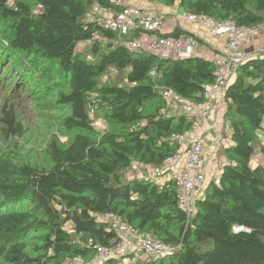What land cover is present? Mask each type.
I'll list each match as a JSON object with an SVG mask.
<instances>
[{"label": "trees", "instance_id": "obj_1", "mask_svg": "<svg viewBox=\"0 0 264 264\" xmlns=\"http://www.w3.org/2000/svg\"><path fill=\"white\" fill-rule=\"evenodd\" d=\"M147 1L177 3L184 12L237 26L264 21V0ZM94 6L118 9L109 0H0V19L8 24L2 54L8 63L32 55L59 71L67 89L55 103L66 108L64 127L75 132L66 145L47 144V165L0 153V264H53L73 256L88 261L96 244L113 242V230L99 219L107 213L173 247L160 259L135 264H264V166L250 164L256 134L264 129V50L246 56L226 87L225 160L187 216L173 180L125 179L124 172L133 162L160 168L175 153L172 134L190 129L194 119L160 116L167 105L162 91L203 101L215 64L130 52L122 42L141 32L120 37L99 19H88ZM172 35L191 34L176 28ZM82 42L87 44L78 51ZM111 68L124 73V85L112 84ZM100 101L107 105L106 119L121 130L93 128L89 111ZM2 114L4 134L22 135L14 109L3 107ZM33 231L42 232V245L31 255L25 236Z\"/></svg>", "mask_w": 264, "mask_h": 264}, {"label": "built area", "instance_id": "obj_2", "mask_svg": "<svg viewBox=\"0 0 264 264\" xmlns=\"http://www.w3.org/2000/svg\"><path fill=\"white\" fill-rule=\"evenodd\" d=\"M109 2L118 9L106 21H102L105 28L116 32L120 37L132 32H141L133 39L122 42L130 52L162 53L164 57L170 58L191 56L203 58V53L198 49V41L193 35H172L176 23L175 17L151 14L129 0H109ZM95 9L97 6H94L91 13ZM182 18L208 28L212 35L226 36L223 50L212 59L215 64L214 78L212 82L203 85V101L193 102L184 99L169 88L162 91L167 105L160 109V116L183 114L192 117L194 122L190 129L172 134V139L176 143L175 153L169 155L160 168L152 166L151 171L154 175L161 176V181L158 182L164 183L170 179L174 181L178 205L187 216H190L194 212L195 200L208 181L207 166L212 160L203 151V123L210 113L224 102L226 87L236 67L248 56L244 48L264 21L253 27H243L237 26L230 20L216 21L204 14L185 12ZM260 45L264 46V38ZM262 50L264 48L259 46L258 51ZM114 73L116 70L111 68L109 74ZM93 113L92 107L89 114ZM220 169L216 170L217 175ZM102 219L114 232L111 245L96 244L94 254L88 261L80 256H73L53 264H102L108 260H116L122 264L125 259L127 263L135 264L141 260L160 259L173 251L172 246L138 232L113 213L103 215ZM240 229L234 227V231Z\"/></svg>", "mask_w": 264, "mask_h": 264}, {"label": "rangeland", "instance_id": "obj_3", "mask_svg": "<svg viewBox=\"0 0 264 264\" xmlns=\"http://www.w3.org/2000/svg\"><path fill=\"white\" fill-rule=\"evenodd\" d=\"M111 13L110 10L97 6V9L88 16V19L95 18L106 21ZM7 27V22L0 19V119L3 115L2 108L11 106L14 109L16 120L22 124L23 134L6 136L3 132L5 126L3 122H0V153H9L19 162L47 165V144L53 141L62 146L66 145L75 134L74 131H68L62 123L66 108L55 103L58 94L65 91L67 86L57 69L52 71L48 65L45 66L44 62L32 55L21 54L15 62L8 63L5 54H2L3 46H5L3 33ZM86 44L87 42L79 43L77 50L84 49ZM260 47L264 48L262 45ZM110 81L112 84L124 85L125 75L123 72L114 74ZM96 96L93 94V99ZM107 111V105L103 102L100 101L95 104L94 113L89 114L93 121V128L99 132L104 129L121 130L118 125L106 119ZM223 115L220 116L221 119L219 120L220 125H222L221 131L218 133L219 145L215 146L218 149L216 161H214L217 170L224 163L225 155L222 148L229 142L230 135V129L227 122L224 121ZM262 126L264 127V121ZM212 134L214 131L211 129L205 131L204 140H208L207 136ZM210 149L212 148H209L208 151ZM254 149L255 152L250 164L252 166L257 164L264 166V129L257 132ZM215 174L211 176L210 180L218 178L217 173ZM124 178H145L156 182L161 181V176L154 175L149 169L140 168L139 170L135 166L129 167L124 172ZM207 183H205L203 190ZM100 218L102 219V217ZM41 235L42 232L33 231L25 236L26 251L31 255L40 251Z\"/></svg>", "mask_w": 264, "mask_h": 264}, {"label": "crops", "instance_id": "obj_4", "mask_svg": "<svg viewBox=\"0 0 264 264\" xmlns=\"http://www.w3.org/2000/svg\"><path fill=\"white\" fill-rule=\"evenodd\" d=\"M129 2L138 4L140 7L147 10V12L154 15H163L165 17L173 16L176 18V23L174 29L178 28L180 31L188 32L193 35L198 41V49L203 53V58L209 61H212L213 57L220 53L223 50L225 45L226 36L224 34L221 35H212L208 28L204 26H199L195 23L186 21L182 18L185 13L182 9L179 8L177 3H174L170 6H165L157 2H151L147 0H129ZM112 12V11H110ZM113 12L111 13V15ZM110 15V16H111ZM109 16V17H110ZM264 38V23L259 26V29L256 31L255 35L251 38L250 43L244 48V51L248 55H253L259 49L261 40ZM250 53V54H249ZM159 56L164 57L162 53H156ZM213 62V61H212ZM225 110V102L221 105H218L211 113L208 119H206L203 123L202 133H203V151L209 159L211 158V162L209 161L207 168L209 169V174L207 176V180L209 181L211 176L216 175L217 167L214 164L215 157L217 155V151H215V146L219 145V136L218 133L221 131L222 125H220L219 120L220 116L224 114ZM214 131V134L211 136L208 135L207 139L204 140V132L205 131ZM229 141V138H228ZM209 148L210 151H208ZM135 166V168H146L151 171L152 166L146 164H140L137 162H133L131 167ZM215 172V173H213ZM130 179V178H129ZM207 181V182H208ZM158 182V181H157ZM161 183V182H158ZM122 264L127 263V259L122 261Z\"/></svg>", "mask_w": 264, "mask_h": 264}]
</instances>
